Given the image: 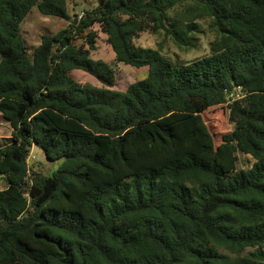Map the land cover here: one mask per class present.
<instances>
[{"label": "trees", "instance_id": "trees-1", "mask_svg": "<svg viewBox=\"0 0 264 264\" xmlns=\"http://www.w3.org/2000/svg\"><path fill=\"white\" fill-rule=\"evenodd\" d=\"M68 1L0 0V264H264L240 255L264 250V0H99L28 52V13L69 20ZM202 22L216 38L188 63L133 42L194 49ZM94 25L143 80L114 89ZM225 104L234 128L215 146L202 115ZM33 146L61 161L51 176Z\"/></svg>", "mask_w": 264, "mask_h": 264}, {"label": "rangeland", "instance_id": "rangeland-1", "mask_svg": "<svg viewBox=\"0 0 264 264\" xmlns=\"http://www.w3.org/2000/svg\"><path fill=\"white\" fill-rule=\"evenodd\" d=\"M99 0H69L67 3L69 20L49 17L42 15L36 7L28 13L21 26V37L24 40L28 52H31L40 44L42 35H54L58 31L67 28L69 22L78 21L85 11L91 10L98 4ZM202 33L197 35L198 41L194 49H183L175 46L169 39L164 38L162 33L152 34L150 32L141 33L134 44L142 48L158 49L162 54L170 59L188 63L210 54L209 44L216 38V33L212 31L207 22H202ZM96 34V50L91 53V58L94 60H101L109 64L115 71L116 85L115 90L125 91L127 87L137 81L143 80L147 74V68L132 69L122 64L115 62L114 53L107 42V36L101 31L98 25L92 28ZM80 44V43H78ZM70 77L80 85H91L94 87H103L93 77L82 72L81 70H74L69 73ZM202 119L206 124L208 130L212 134L215 146L222 143V136L230 133L234 128L228 116L227 105L211 108L202 115ZM11 127L5 122L0 115V145H6L11 141ZM35 157L34 163L36 169H40L43 175H49L56 171L61 164V161L49 162L47 161L43 151L38 147L33 146L30 149ZM237 170L248 169L253 164V159L248 155L237 153ZM41 165V166H40ZM5 187L4 180L0 179V189ZM224 253L227 251L221 250ZM264 258V250L257 251L246 248L240 255L252 256L259 259L258 255ZM260 260V259H259Z\"/></svg>", "mask_w": 264, "mask_h": 264}, {"label": "built area", "instance_id": "built-area-1", "mask_svg": "<svg viewBox=\"0 0 264 264\" xmlns=\"http://www.w3.org/2000/svg\"><path fill=\"white\" fill-rule=\"evenodd\" d=\"M35 161V157L33 156L32 152H30L28 159H27V163L30 166L32 163H34Z\"/></svg>", "mask_w": 264, "mask_h": 264}]
</instances>
